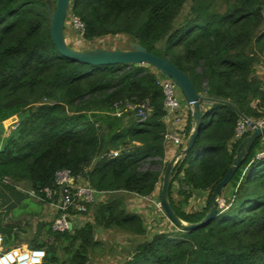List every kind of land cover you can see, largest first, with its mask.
<instances>
[{"label": "trees", "instance_id": "trees-1", "mask_svg": "<svg viewBox=\"0 0 264 264\" xmlns=\"http://www.w3.org/2000/svg\"><path fill=\"white\" fill-rule=\"evenodd\" d=\"M186 4L189 9L183 13ZM69 11L83 24L85 42L127 36L167 58L198 94L205 93L200 133L175 164L169 188L176 216L185 224L201 222L241 142H232L237 121L264 117V80L254 75L260 60L264 64V0H71ZM161 78L145 65L94 66L70 60L51 40L47 0H0L5 219L23 211L26 203L15 210L16 202L28 198L23 193L33 192L31 198L49 204L44 189L54 188L55 173L62 169L103 196L92 204L95 224L79 230L55 232L50 223L38 222L31 232L30 221L28 229L19 219L5 228L0 222L5 249L26 247L18 246L23 227L32 235L24 243L27 248L44 251L42 264H88L87 249L96 245L92 235L97 227L147 234L140 214L129 212L121 196L148 198L161 185L163 172L143 169L147 163L165 169L168 163L163 162L167 111ZM126 104H147L151 111L142 122L135 112L117 117L116 110ZM192 127L189 111L186 139ZM261 139L224 188L225 204L207 225L156 233L136 245L123 264H264V157H257ZM175 182L184 201L191 192L208 191L205 207L183 210L172 196ZM19 184L28 189L22 193ZM7 190L14 192L6 195ZM58 251L69 258L61 261Z\"/></svg>", "mask_w": 264, "mask_h": 264}, {"label": "rangeland", "instance_id": "rangeland-1", "mask_svg": "<svg viewBox=\"0 0 264 264\" xmlns=\"http://www.w3.org/2000/svg\"><path fill=\"white\" fill-rule=\"evenodd\" d=\"M51 2V4H55V0H47ZM189 4H186L183 10V13L188 12ZM75 24L73 23V16L71 15L70 11L67 13L66 21H65V28H64V37L67 42V44L73 48L74 50H94V49H105V50H128L130 49V44L135 43L131 41L127 36L123 35H117V36H106L99 39H96L91 42H85L82 39V33L79 31V29L75 28ZM159 48H162V46L159 44ZM262 62V60H260ZM258 63L254 69V75L260 76L262 80H264V64ZM177 95L180 96L179 99L181 100V106L183 102H185V99L182 95V93L177 88ZM203 93L202 95H204ZM187 103V102H186ZM188 104V103H187ZM189 105V104H188ZM179 115V111H178ZM178 117L168 116L165 117V124L167 125L166 132L170 134H177L180 131L179 125H176V120ZM188 115L180 116V119L177 121L180 124H186L187 123ZM256 119V118H251ZM165 132V133H166ZM264 137H262L263 139ZM261 139V141H262ZM169 145V144H168ZM173 145L170 144L169 147ZM166 151L168 150L167 145L165 147ZM165 151V153H166ZM171 152V151H170ZM179 153V152H178ZM175 157V156H174ZM182 157H179L177 160L180 161ZM165 161V159H164ZM153 169V170H160L164 173V169L160 167L158 164L151 165L150 163L144 164L143 169ZM163 176V175H162ZM6 182H9L8 180ZM0 184L4 185V181L0 180ZM20 189L25 190L28 189L26 185L19 184ZM161 187L160 184H158L156 191V194H152V196L148 198H140L134 194H122L121 199H123L125 205L128 208V211L131 213H138L140 214L142 226L147 229V234L145 236H137L134 234H131L129 232H125L124 230L117 229V228H101L100 226L97 227L93 231V235L95 234V241L96 245H91L87 249L88 254V264H123L124 262L131 259L134 251V247L145 240H148L150 236L156 234V233H163L168 232L173 229L175 226L168 217H166L162 211L161 204H160V191L157 192ZM0 202L5 201V187L3 188L0 186ZM179 186L177 182L173 183V198L176 202V204L182 206V209L187 212H194V211H200L205 207L206 201L208 199V191H196L191 192V196L189 194V199L187 201H184L187 199L184 196H180L178 194ZM226 189L224 191V195L222 193L220 198V207L225 204V196H227ZM13 190H7L6 195L12 194ZM18 193V191H17ZM23 193V192H22ZM19 194V193H18ZM154 195V196H153ZM186 196V193L184 194ZM223 196V197H222ZM110 198V197H109ZM26 200V204L23 208V213L16 215V217L19 218L23 222H20L21 226H24L28 221L31 223V227L29 230L32 232L34 231V228L36 227V224L38 222H46L50 223L52 222L53 215L54 214V206L48 203H43V209L40 211V213L37 212V209L35 208V204H33L31 201H27L28 199H23V201ZM16 202V201H15ZM18 202H16L17 204ZM93 203L91 204H85V210L84 211H78V209H74V214L72 215V229L73 230H79L82 227L88 225V224H95L93 219ZM44 206L46 208L44 209ZM39 211V210H38ZM36 214L34 215V213ZM17 214V212H15ZM5 215L2 216V220ZM55 217V216H54ZM42 219V221H40ZM1 220V224H3V221ZM74 220V223H73ZM24 224V225H23ZM26 227V225H25ZM27 228V227H26ZM28 229V228H27ZM73 232V231H72ZM26 233L27 239H30L32 237L31 233ZM44 234V233H43ZM23 241V240H22ZM22 244V243H21ZM23 246L24 245L22 244ZM58 255L61 259V261H65L69 258L70 254L66 252H59Z\"/></svg>", "mask_w": 264, "mask_h": 264}, {"label": "water", "instance_id": "water-1", "mask_svg": "<svg viewBox=\"0 0 264 264\" xmlns=\"http://www.w3.org/2000/svg\"><path fill=\"white\" fill-rule=\"evenodd\" d=\"M71 0H55V4L47 1V16L49 18V29L51 40L57 51L64 57L94 66L115 65V64H132L136 67L145 65L153 68L163 76L169 78L182 93L185 101L191 107L192 130L184 144V147L179 153L172 158L166 165L161 182L160 204L163 207L167 217L178 228L184 230L196 229L207 225L218 213L220 208V198L224 188L230 183L234 173L243 163L250 149L256 140L264 137V128L256 129L242 139L238 145L235 156L229 166V169L224 178L219 182L212 193L210 207L203 218L197 224H185L174 213L169 203V188L172 179V173L175 164L179 157L185 156L194 146L195 141L200 133L203 121V112L201 102L205 101L206 97L198 94L188 76L182 72L175 64L167 58L159 57L152 52L147 51L144 47L137 43H131L128 50H74L71 48L64 37V28L67 13Z\"/></svg>", "mask_w": 264, "mask_h": 264}, {"label": "built area", "instance_id": "built-area-1", "mask_svg": "<svg viewBox=\"0 0 264 264\" xmlns=\"http://www.w3.org/2000/svg\"><path fill=\"white\" fill-rule=\"evenodd\" d=\"M73 23L75 28L79 31L83 30V24L77 17H73ZM159 84L162 86L164 101L163 106L167 111L168 116H177L175 119H180L178 111L181 108V101L177 95V86L167 77L161 78ZM191 110V107H190ZM135 112V116L140 122L144 121L151 108L147 104L140 106L133 104H126L121 108H118L115 112L117 117H120L126 112ZM264 128V117L251 119L247 117H241L236 124L232 142L236 143L242 141L244 137L255 131L256 129ZM177 134H164V140L166 145L173 144L174 146L184 147L186 137L184 129H180ZM114 153L113 155H116ZM258 158L264 157V145L263 148L257 154ZM7 181V180H5ZM32 195L34 194L31 192ZM44 199L50 200L49 204L53 205L56 210V215L51 222V229L55 232H65L71 230L72 214L71 210L78 209V211H84L85 204L94 203L101 192H97L86 182L79 178H76L71 171L67 169L58 170L54 176V188L44 189ZM57 199V200H56ZM45 258V253L41 249H31L27 247H12L5 249L4 238L0 234V264H42Z\"/></svg>", "mask_w": 264, "mask_h": 264}, {"label": "crops", "instance_id": "crops-1", "mask_svg": "<svg viewBox=\"0 0 264 264\" xmlns=\"http://www.w3.org/2000/svg\"><path fill=\"white\" fill-rule=\"evenodd\" d=\"M180 97V96H179ZM181 101V100H180ZM203 108V107H202ZM189 111H191L190 110V105H188L186 102H183V104H182V106H181V108H180V110H179V117L180 116H184V115H188L189 114ZM180 122L181 121H179V123L176 121L175 123H176V125H179V129H185V126H186V124H180ZM261 144H263L264 145V138L262 139V141H261ZM170 145V144H169ZM169 145H167V148H168V150L166 151V153H165V157H164V159H165V161L163 160V162H169L172 158H174V156H176L177 154H178V150H179V148L180 147H177V146H174V145H171L170 147H169ZM171 151V152H170ZM19 189H20V187H19ZM22 192L24 191V190H22V189H20ZM157 192H158V190H157ZM15 195H16V197L17 196H20V194H18L17 192H15L14 193ZM24 195H26V196H28V200L27 201H31L33 204H35V208L37 209V212L38 213H40V211L43 209V203H41V202H39L37 199H35V198H31L32 196V193L29 191L28 192V195L27 194H25V193H23ZM154 195L156 194V191L153 193ZM153 195V196H154ZM31 196V197H30ZM25 197V196H24ZM30 197V198H29ZM100 198L98 199V200H102L101 198H103V196L102 195H100L99 196ZM19 198V197H18ZM26 198V197H25ZM24 199V198H23ZM146 199V198H145ZM10 202H14L15 203V201H10ZM11 203V204H12ZM24 203H26V200L25 201H20V203H17V209H15V210H19V206L20 205H22V204H24ZM16 204V203H15ZM0 212L2 213L1 215L3 216V215H5V203H3L2 204V202H0ZM46 208V206H44V209ZM39 210V211H38ZM24 211H17V216H18V214H22ZM56 213V210H54V214ZM2 216H1V219H0V222H1V220H2ZM55 215H53V217H54ZM18 217H16V215H15V213L14 214H12V212H11V214L9 215V217H7L6 219H5V216H4V218H3V224H1L4 228H5V225L6 224H9V225H11V226H13L14 224H16L17 222H18ZM40 221H42V219H40ZM73 223H74V220H73ZM15 227V226H14ZM24 229L25 228H23L22 227V230H23V232H20V244L18 245V246H23L22 244H24V243H28L29 242V240H27V238H25L26 237V233H24ZM34 230H35V228H34ZM23 240V241H22ZM19 241V240H18ZM22 243V244H21ZM25 245V244H24Z\"/></svg>", "mask_w": 264, "mask_h": 264}]
</instances>
